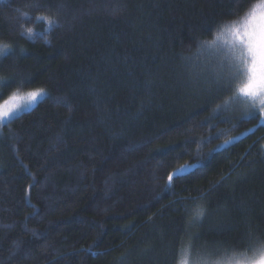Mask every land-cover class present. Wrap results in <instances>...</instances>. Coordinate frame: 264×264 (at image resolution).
Masks as SVG:
<instances>
[{
	"label": "trees",
	"instance_id": "trees-1",
	"mask_svg": "<svg viewBox=\"0 0 264 264\" xmlns=\"http://www.w3.org/2000/svg\"><path fill=\"white\" fill-rule=\"evenodd\" d=\"M255 2L0 4V44H9L15 53L0 58V79L6 81L0 86V102L13 91L37 87L51 97L0 127V264H172L170 242L173 235L186 240L189 217L182 218L183 204L165 206L177 196L207 190L258 139L236 169L239 182L232 183L234 173L208 199L231 210V216H223L225 223L247 218L264 230V129L208 158L211 148L257 121L241 122L244 105L232 104L213 122L215 127H195L228 95L207 96L203 75L226 49L197 52V40L210 39L209 30L239 19ZM20 12L29 15L21 17ZM37 15L57 16L61 27L45 39L41 33L47 26L35 20ZM21 24L33 29L31 37ZM193 113L199 115L185 123ZM227 120L231 123L221 122ZM235 123L239 127L233 130ZM222 130L211 144L184 143ZM147 140L152 142L141 150H126ZM201 158L206 166L177 180L175 195L161 193L167 172ZM219 218H213L215 230L209 231L208 224L190 229L200 236L197 246L214 249L240 237V228L223 232L216 227ZM162 231L167 233L163 240Z\"/></svg>",
	"mask_w": 264,
	"mask_h": 264
},
{
	"label": "snow or ice",
	"instance_id": "snow-or-ice-1",
	"mask_svg": "<svg viewBox=\"0 0 264 264\" xmlns=\"http://www.w3.org/2000/svg\"><path fill=\"white\" fill-rule=\"evenodd\" d=\"M8 0H0V4L7 3ZM34 8H41L42 5H32ZM19 11V9H17ZM21 17H28L27 12H20ZM35 20L46 25V29L41 35L45 39L52 31L61 27L58 17L54 15H37ZM28 37L33 35L32 28H24ZM210 39L197 40V52L204 50H214L222 54L219 56L217 63L212 65L207 72L203 73L206 82L205 94L214 96L219 99L222 94H228L227 99L222 103L216 104L208 117L197 121L195 127H204L207 125L209 129L215 127V122L220 117L221 112L228 111L232 104H243L244 111L241 115V122H250L256 120L257 123L252 128L241 133L240 136H229L222 144L215 145L209 150L208 158L214 157L226 147L233 146L242 138H246L249 134L254 135L256 131L264 129V0H256L252 3L243 16L237 20L226 21L217 26L212 32L209 30ZM20 49V52H24ZM10 55H15L9 44H0V58H7ZM188 60L190 57H183ZM6 81L0 79V86H3ZM3 95V93H0ZM43 98H51L50 93L44 87H37L34 90L27 92L13 91L6 99L0 102V127H5L12 123L14 119H18L20 114L26 108H32ZM59 103L60 101L57 100ZM205 109L207 105L204 106ZM199 113H193L184 118V122L194 120ZM231 123L230 120L221 121ZM239 127V123L233 124V130ZM226 130H222L208 137H202L199 140L186 139L184 143H196L199 147L201 144H211L214 139H219ZM123 133H121L122 135ZM114 138H119L114 137ZM152 141L147 140L127 146L128 152H136L146 147ZM260 140H256L252 145H249L245 150V155L241 156V161L232 164L228 172L219 176L215 182L209 183L207 190L197 189V195L189 194L185 197L177 196L169 205L183 204L182 218L187 215V226L184 229L185 239H181L177 235H173L171 246L168 254L171 256L172 264H264V230L259 226H254L251 219H243L238 223H225L223 216H231V210L227 206H221L219 203L213 205L209 201L212 193L224 187L235 173L237 180L232 181L233 184L238 183L241 174L236 171L247 154H250L251 148L255 147ZM175 151V149H170ZM156 151H160L157 149ZM260 153H264V144L260 147ZM186 154V153H185ZM180 154L177 153L178 159ZM154 159V157H153ZM256 161H251L254 164ZM205 160L201 158L197 163H185L179 167L167 172L166 180L161 193L175 195V182L183 179L185 176L194 175L205 167ZM154 179H158L155 175ZM161 195L156 196V201L159 202ZM30 202V201H29ZM191 205V209L189 208ZM176 211H181L177 208ZM245 209L241 207V214H244ZM219 216L216 220V227L223 232H231L237 228L242 229L240 237L234 239L231 243L225 241L223 245H217L214 249H209L206 245L197 246L196 240L200 239L199 235L193 236L190 232L192 227L203 228L206 224L209 225V231L215 230L213 226V218ZM153 218L149 217L148 223H152ZM177 232L178 229H174ZM167 235L166 232H161V240ZM150 250V249H149ZM220 253H223L220 255ZM205 254L218 256L217 259L203 260Z\"/></svg>",
	"mask_w": 264,
	"mask_h": 264
},
{
	"label": "rangeland",
	"instance_id": "rangeland-1",
	"mask_svg": "<svg viewBox=\"0 0 264 264\" xmlns=\"http://www.w3.org/2000/svg\"><path fill=\"white\" fill-rule=\"evenodd\" d=\"M26 109H28V108H26ZM26 109H25V110H26Z\"/></svg>",
	"mask_w": 264,
	"mask_h": 264
}]
</instances>
